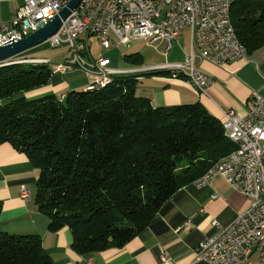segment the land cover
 <instances>
[{
  "label": "trees",
  "instance_id": "trees-1",
  "mask_svg": "<svg viewBox=\"0 0 264 264\" xmlns=\"http://www.w3.org/2000/svg\"><path fill=\"white\" fill-rule=\"evenodd\" d=\"M231 17L248 52L264 45V0H235ZM124 57L136 64L143 54ZM163 73L170 72L143 74ZM53 74L46 63L0 65V144L10 143L39 168L36 204L51 231L71 229L78 253L124 246L181 187L236 148L201 101L156 107L138 95L141 74H118L104 87L71 90L63 99L26 96ZM0 264L54 261L40 235L0 226Z\"/></svg>",
  "mask_w": 264,
  "mask_h": 264
},
{
  "label": "built area",
  "instance_id": "built-area-1",
  "mask_svg": "<svg viewBox=\"0 0 264 264\" xmlns=\"http://www.w3.org/2000/svg\"><path fill=\"white\" fill-rule=\"evenodd\" d=\"M71 0H23L9 24L0 30V45L19 40L49 23ZM235 0H83L63 20L59 31L45 43L53 47L67 44L71 56L62 64L51 66L65 72L78 66L95 75L89 88H101L113 77L126 72L113 68L108 57L100 53L90 56V38L97 36L100 45H129L135 40L167 41L168 48L178 41L185 28L191 30V50L182 62L167 64L172 78H185L199 94H206L213 77L198 66V60L225 65L247 58L248 49L240 40L231 17ZM88 57V59L86 58ZM23 62L46 63L48 57H31ZM65 96H62V99ZM252 106L241 116L233 109L225 112L222 121L225 136L236 148L218 159L194 183L209 185L216 175L223 176L249 200L236 219L222 225L216 219L215 232L200 241L190 255L191 263L264 264V93L253 91ZM30 189L22 185L21 196L31 198ZM216 196V195H215ZM189 220L175 228L179 232L190 227ZM162 258L169 259L165 253ZM88 264H93L88 259Z\"/></svg>",
  "mask_w": 264,
  "mask_h": 264
},
{
  "label": "crops",
  "instance_id": "crops-1",
  "mask_svg": "<svg viewBox=\"0 0 264 264\" xmlns=\"http://www.w3.org/2000/svg\"><path fill=\"white\" fill-rule=\"evenodd\" d=\"M21 4L23 0H0V30L2 25L11 22ZM161 40L163 49L160 60H150V63L148 61L138 68L122 69L116 63L113 64L112 59L105 54L111 60L113 68L123 71L139 69L141 75L137 76L136 89L140 86L141 95L150 98L153 106L201 101L212 114L223 121L225 112L230 109L241 116L246 115L252 106L253 91L264 93V45L248 52L247 58L222 66L208 60H198V66L213 77L207 93L199 94L195 86L185 78H172L170 73L143 74L165 70L162 66L182 62L191 50L190 28H185L178 41L169 48L167 41ZM31 50L21 53L17 58L47 57L38 55L39 52L31 53ZM68 72L69 70L62 73L65 75ZM66 84L64 78H61L25 94L27 97H38L51 93L56 95L57 91H62L59 97L62 98L67 94L66 88L69 85L72 90L79 89L71 83ZM86 88L88 87L84 89ZM204 156L202 151L200 157L203 159ZM220 156L222 154L215 159ZM203 168L205 166L201 165L198 169L200 175ZM39 174V168L32 164L24 152L8 142L0 144V226L9 233L40 235L54 264H88V259H92L93 264H209L205 261L191 263L192 251L200 241L215 232L214 219L222 225H228L249 203L248 198L221 175H216L209 185L201 187L190 182L171 196L151 223L124 246L82 254L72 247V232L68 226L58 231L49 229V218L39 210L35 201L37 192L34 182ZM22 185H28L29 188L32 186L34 189L30 188L31 198L28 200L21 196ZM187 220L191 226L176 232L175 228L182 226ZM165 253L169 257L167 260L162 258Z\"/></svg>",
  "mask_w": 264,
  "mask_h": 264
},
{
  "label": "rangeland",
  "instance_id": "rangeland-1",
  "mask_svg": "<svg viewBox=\"0 0 264 264\" xmlns=\"http://www.w3.org/2000/svg\"><path fill=\"white\" fill-rule=\"evenodd\" d=\"M189 33V30H188ZM188 39V38H187ZM185 39L187 42L188 40ZM161 39H156L152 42H147L145 40H135L129 45H115L114 44L110 48H104L100 45L97 36H92L91 40L89 41L90 44V54L93 58H96L101 52L109 56L113 64L116 63L118 67L125 69V68H138L146 64V62L150 63L151 61H157L161 58V51L163 46L161 45ZM31 53L39 52L38 55L47 56L51 59V62L48 64L49 66H53L56 64H62L65 62L66 57L71 56V50L69 49L67 44H63L61 46L53 47L51 44L43 43L36 48H33ZM131 52H140L144 55V61L141 63H132L125 59L124 55L129 54ZM18 57V56H17ZM13 58V61L26 59L25 57L22 58ZM31 58V57H30ZM88 59V57H86ZM89 60V59H88ZM151 60V61H150ZM111 60H110V65ZM68 74L63 75L62 72H55L59 74H53L51 77L50 83L56 82L58 79L64 78L65 83H71L73 86H77L79 89H84L85 87H90L91 84L95 81V75L88 73L81 67L73 66L68 69ZM66 70V71H68ZM127 71V70H124ZM62 73V74H61ZM126 73H134L139 74L140 72H126ZM66 84V85H67ZM69 85L66 88V92H70L72 89ZM77 89V90H79ZM62 91H57V97H60ZM141 88L140 86L136 89V93L141 95ZM35 188L37 192V178L35 179ZM28 187V185H26ZM29 188V187H28ZM31 190H34L33 187H30ZM29 188V189H30ZM31 194V191H30ZM31 196V195H30Z\"/></svg>",
  "mask_w": 264,
  "mask_h": 264
},
{
  "label": "water",
  "instance_id": "water-1",
  "mask_svg": "<svg viewBox=\"0 0 264 264\" xmlns=\"http://www.w3.org/2000/svg\"><path fill=\"white\" fill-rule=\"evenodd\" d=\"M82 1L83 0H71L70 3L46 25L22 39L10 40L0 45V65L22 62L20 60L13 61V58L29 49L43 44L52 35L56 34L62 26L63 20L67 19Z\"/></svg>",
  "mask_w": 264,
  "mask_h": 264
}]
</instances>
